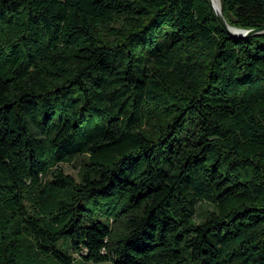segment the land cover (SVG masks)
<instances>
[{"label": "trees", "instance_id": "1", "mask_svg": "<svg viewBox=\"0 0 264 264\" xmlns=\"http://www.w3.org/2000/svg\"><path fill=\"white\" fill-rule=\"evenodd\" d=\"M0 264H264V33L209 0H0Z\"/></svg>", "mask_w": 264, "mask_h": 264}, {"label": "water", "instance_id": "2", "mask_svg": "<svg viewBox=\"0 0 264 264\" xmlns=\"http://www.w3.org/2000/svg\"><path fill=\"white\" fill-rule=\"evenodd\" d=\"M216 15L217 18L219 19L220 23L223 25V27L226 29L227 32L231 33L234 36H239V37H247V36H253L257 34H263L264 33V26L262 27H257V28H252V29H243V28H237L234 26H231L227 23L221 9H216L212 0H209ZM231 28L237 29L239 32L235 33L231 30Z\"/></svg>", "mask_w": 264, "mask_h": 264}, {"label": "rangeland", "instance_id": "3", "mask_svg": "<svg viewBox=\"0 0 264 264\" xmlns=\"http://www.w3.org/2000/svg\"><path fill=\"white\" fill-rule=\"evenodd\" d=\"M62 166H63V168H64L66 173L73 174V175L76 174V171H75V169L73 168L72 165H70V164H62Z\"/></svg>", "mask_w": 264, "mask_h": 264}, {"label": "bare ground", "instance_id": "4", "mask_svg": "<svg viewBox=\"0 0 264 264\" xmlns=\"http://www.w3.org/2000/svg\"><path fill=\"white\" fill-rule=\"evenodd\" d=\"M212 2H213V4H214V6H215L216 9H221V2H220V0H212ZM231 30H232L233 32H235V33H238V32H239V31H238L237 29H235V28H231Z\"/></svg>", "mask_w": 264, "mask_h": 264}]
</instances>
